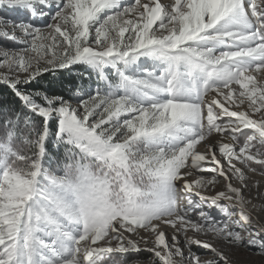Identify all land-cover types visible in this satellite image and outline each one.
Here are the masks:
<instances>
[{
    "label": "snow or ice",
    "instance_id": "6c2138e0",
    "mask_svg": "<svg viewBox=\"0 0 264 264\" xmlns=\"http://www.w3.org/2000/svg\"><path fill=\"white\" fill-rule=\"evenodd\" d=\"M0 9L32 18L0 15V39L21 45L0 47V85L20 102L0 97V264H106L141 252L151 264H231L225 249L241 246L264 255V223L245 196L247 172L264 173V0H0ZM75 65L96 77L86 98L75 89L78 104L28 90ZM50 138L65 147L63 176L43 166ZM220 180L223 190L205 194ZM148 237L154 246L142 248Z\"/></svg>",
    "mask_w": 264,
    "mask_h": 264
},
{
    "label": "rangeland",
    "instance_id": "374dc122",
    "mask_svg": "<svg viewBox=\"0 0 264 264\" xmlns=\"http://www.w3.org/2000/svg\"><path fill=\"white\" fill-rule=\"evenodd\" d=\"M125 2H132V0H125ZM162 2H165V0H162ZM3 10H4L3 12L0 11V15L7 16L10 13V16H7L9 19H13V20H17V21H19V20L31 21V19H32L30 17V15H28L25 12H23L24 17H16L14 15H11V13H17L16 10H10V9H3ZM36 23L42 24L43 21L37 20ZM0 47L8 48L10 50H17L19 47H21V45H18L16 43H13V42L8 40L7 42H1L0 41ZM0 71H3V70L0 69ZM90 84H91L93 89L96 87V77H95L94 73H93L92 78L90 79ZM234 87H236L237 89L239 88V86H234ZM81 92L84 93L85 97H87V95L89 94L88 92L86 93L82 90H81ZM78 102L79 101H72L73 104H78ZM212 139H213V141H217V140H219V137L214 136ZM224 142H230V138L228 136H225ZM63 175H64V173L57 175V177L63 176ZM193 175L195 176L196 173H193ZM247 176H248L249 188L245 191V196L247 198L251 199L252 203L256 205V209L253 212V215L254 216L257 215L259 217L260 221L262 223H264V210H262V209H264V199L257 198L256 197L257 190H256V188L252 187L253 183L258 181L259 182V192L264 193V173H262L261 171H258V170L255 173L248 171ZM233 183L236 186H239L241 181L237 180L234 177ZM224 184H225V182L223 180H220L214 190L209 189L205 194L212 195V194H214L215 191L223 190ZM193 199H196V197H193ZM193 215H195V214H193ZM212 215L217 217V218H220V213L218 211H216L215 209L212 210ZM163 230L167 234H169V238H170V235L172 233V229L170 227H164ZM140 235H146V233L141 232ZM188 235L193 236L196 234L189 231ZM198 238H200V239H212V237H210V236H203V235H200ZM133 239H139V237L133 236ZM153 246H154L153 237H148L147 245H145L143 243V241H141V247L142 248L143 247L151 248ZM193 251L199 253L201 255L202 259L209 258L211 255V253H209L207 250L202 249V248H194ZM225 251L227 252V254L229 255V257L231 259V264H264V255H260L256 248L249 249V248L241 246V247L232 248V249L226 248ZM136 259L141 260L142 264H151V262L155 258L148 252H141L138 257H131L130 256L127 258H122L120 256H114V257H112L111 260L107 261L106 264H112V261H115V264H118V263L119 264H130V262H134Z\"/></svg>",
    "mask_w": 264,
    "mask_h": 264
},
{
    "label": "trees",
    "instance_id": "16d2710c",
    "mask_svg": "<svg viewBox=\"0 0 264 264\" xmlns=\"http://www.w3.org/2000/svg\"><path fill=\"white\" fill-rule=\"evenodd\" d=\"M0 11L3 12L4 10L0 9ZM16 11L17 13H11V15L16 17H24L22 11ZM7 16H10V13ZM0 41L7 42L8 40L0 39ZM89 75L92 77L93 73H91L86 66L75 65L70 70H60L55 73H45L43 77L37 80V82L30 85L28 90L30 91L33 88H39L46 91L50 95H63L66 99L78 101V99L75 98V89L79 88L80 91L82 90L86 93H90L93 89L90 84V79H85V76ZM0 97L7 100L17 110H19L20 102L12 97L11 92L3 85H0ZM35 119L37 123L40 122L38 117ZM5 134L6 129L4 126V115L2 112H0V142L4 140ZM16 144L20 145V141H16ZM26 154L30 155L31 153L28 152ZM65 163H68V161L65 159V147L63 145L56 146L54 138H50L48 143V151L43 160V166L48 169L50 175L57 176L64 173L65 169L63 165ZM257 170L261 171L259 166H257Z\"/></svg>",
    "mask_w": 264,
    "mask_h": 264
},
{
    "label": "bare ground",
    "instance_id": "6f19581e",
    "mask_svg": "<svg viewBox=\"0 0 264 264\" xmlns=\"http://www.w3.org/2000/svg\"><path fill=\"white\" fill-rule=\"evenodd\" d=\"M201 150L203 151L204 149L203 148H201ZM257 216V215H256Z\"/></svg>",
    "mask_w": 264,
    "mask_h": 264
}]
</instances>
